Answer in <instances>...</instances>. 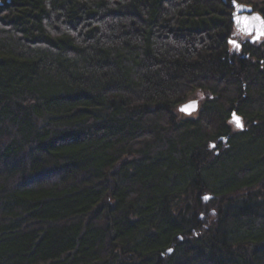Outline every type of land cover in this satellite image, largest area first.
<instances>
[{
	"label": "trees",
	"instance_id": "1",
	"mask_svg": "<svg viewBox=\"0 0 264 264\" xmlns=\"http://www.w3.org/2000/svg\"><path fill=\"white\" fill-rule=\"evenodd\" d=\"M232 1L0 0V264H264V38Z\"/></svg>",
	"mask_w": 264,
	"mask_h": 264
},
{
	"label": "water",
	"instance_id": "2",
	"mask_svg": "<svg viewBox=\"0 0 264 264\" xmlns=\"http://www.w3.org/2000/svg\"><path fill=\"white\" fill-rule=\"evenodd\" d=\"M231 21L234 29L243 36H250V43L259 42L264 38V17L251 6L232 1ZM228 42L240 48V43L236 39H229ZM199 108L198 99H190L178 106V110L185 114L191 115ZM183 109V110H182ZM238 118L239 123H237ZM231 122L237 128H242V120L235 112L231 114ZM208 197V196H205Z\"/></svg>",
	"mask_w": 264,
	"mask_h": 264
},
{
	"label": "rangeland",
	"instance_id": "3",
	"mask_svg": "<svg viewBox=\"0 0 264 264\" xmlns=\"http://www.w3.org/2000/svg\"><path fill=\"white\" fill-rule=\"evenodd\" d=\"M258 140L257 138L253 140V144H257Z\"/></svg>",
	"mask_w": 264,
	"mask_h": 264
},
{
	"label": "snow or ice",
	"instance_id": "4",
	"mask_svg": "<svg viewBox=\"0 0 264 264\" xmlns=\"http://www.w3.org/2000/svg\"><path fill=\"white\" fill-rule=\"evenodd\" d=\"M182 110H183V109H182ZM236 121H237V123H239V120H238V118H236ZM205 199H207V197H206Z\"/></svg>",
	"mask_w": 264,
	"mask_h": 264
},
{
	"label": "flooded vegetation",
	"instance_id": "5",
	"mask_svg": "<svg viewBox=\"0 0 264 264\" xmlns=\"http://www.w3.org/2000/svg\"><path fill=\"white\" fill-rule=\"evenodd\" d=\"M247 38H249V37H247Z\"/></svg>",
	"mask_w": 264,
	"mask_h": 264
}]
</instances>
